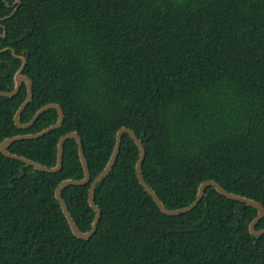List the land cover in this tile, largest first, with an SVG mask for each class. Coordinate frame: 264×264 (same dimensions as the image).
Returning a JSON list of instances; mask_svg holds the SVG:
<instances>
[{
	"label": "trees",
	"instance_id": "obj_1",
	"mask_svg": "<svg viewBox=\"0 0 264 264\" xmlns=\"http://www.w3.org/2000/svg\"><path fill=\"white\" fill-rule=\"evenodd\" d=\"M22 59L32 100L21 123L50 103L64 119L7 151L53 168L59 139L79 135L90 181L61 197L80 232L121 128L141 141V176L166 209L189 206L206 180L264 207V0H0V92L14 89ZM26 95L22 84L0 97V143L57 122L51 109L17 128ZM138 158L123 134L94 188L100 220L81 240L55 198L84 177L76 141L56 173L0 152V264H264V234L249 232L255 208L207 187L193 210L165 215L136 178Z\"/></svg>",
	"mask_w": 264,
	"mask_h": 264
},
{
	"label": "water",
	"instance_id": "obj_2",
	"mask_svg": "<svg viewBox=\"0 0 264 264\" xmlns=\"http://www.w3.org/2000/svg\"><path fill=\"white\" fill-rule=\"evenodd\" d=\"M18 4H20V1H18ZM22 61H23L22 66L20 67L19 71L14 76V82H15L14 89L11 91H8V92H0V97H13L18 93L22 84L26 85V88H27L26 98L22 102V104L19 106V108L17 109V111L14 115V118H13L15 126L17 128H19L20 130L27 129L28 127H30L34 124V122L37 120V118L41 114H43L44 112L51 110V109H55L57 111L58 118H57V122L54 125L49 126L48 128L42 130L41 132H39L37 134L20 135V136H15V137H11V138H7V139L3 140L0 143V152L3 156L10 158V159L17 160L19 162H22L26 166L33 167L36 170L46 172V173H56L61 169V166H62L63 145H64L65 141L67 139H74L76 141L77 146H78L79 159H80L82 168L84 170V177L82 180H65V181H62L55 189V198L60 205V208H61V210H62V212H63V214H64V216L68 222V225L71 229L72 234L77 239L86 240L90 236H92V234L96 230V226L100 220L101 214H100L99 208L96 206V204L94 202V197H93L94 188L103 179V177H105L108 174V172L111 170V168L115 162V159L117 157V154L119 152L121 139H122L123 134H128L131 137V139L134 141V143L136 144V146L138 147V150H139V158H138L136 166H135L136 178H137L139 184L141 185V187L153 199L154 203L156 204V206L160 209V211L163 214L168 215V216H177L179 214L186 213V212L193 210L198 205L200 200L202 199V197L204 195L205 188L214 187L215 190L219 194L226 197L227 199L233 200V201H236V202H239L242 204H246L247 206H251V207L255 208L257 210V215L253 219L251 224L249 225V232H250V234H252L254 236H260V235L264 234V228L261 230H256V224L264 216V207L260 203L254 201V200L243 198V197L229 193L224 188H222L217 182H215L213 180H206L199 185L198 190H197V194H196V198L189 206L184 207V208H180V209H175V210L166 209L164 207V205L161 203L160 199L148 187V185L144 182V180L141 176V165H142V162H143V159L145 156V150H144V147H143L141 141L136 137L134 132L128 128H121L117 131L116 137H115V145H114L112 154L110 156V159H109L107 165L102 170V172L100 174H98L89 185L88 194H87L88 203H89V206L93 209L95 216H94V220L92 222L90 230L88 232H85V233L80 232L77 229V227L75 226L73 219L70 216V213L67 209V206L61 197V190L64 187H66L68 185H77V186L86 185L90 181V174H89L86 159L84 157V153L82 151V143H81V139H80L79 135L77 133L73 132V133L65 134L59 139L58 145H57L56 165L53 168H48V167L42 166L40 164L32 162L26 158L21 157V156L11 154L7 151V146L12 144L13 142L23 140V139H37L39 137H42V136L48 134L49 132H51L53 130L58 129L62 125V122L64 119V114H63V111L60 108V106L58 104L50 103V104L44 105L39 110H37L29 122H27L25 124L21 123L20 116H21L23 110L25 109V107L32 100V83L27 76L21 74V71H22L23 65H24V60L22 59Z\"/></svg>",
	"mask_w": 264,
	"mask_h": 264
}]
</instances>
